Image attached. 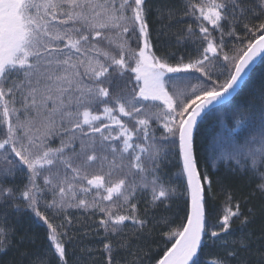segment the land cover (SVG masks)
Wrapping results in <instances>:
<instances>
[{"label": "snow or ice", "instance_id": "1", "mask_svg": "<svg viewBox=\"0 0 264 264\" xmlns=\"http://www.w3.org/2000/svg\"><path fill=\"white\" fill-rule=\"evenodd\" d=\"M258 63L264 0H0V256L264 264Z\"/></svg>", "mask_w": 264, "mask_h": 264}, {"label": "trees", "instance_id": "2", "mask_svg": "<svg viewBox=\"0 0 264 264\" xmlns=\"http://www.w3.org/2000/svg\"><path fill=\"white\" fill-rule=\"evenodd\" d=\"M261 83H264V64H259L256 66V70L254 73H252L251 80L249 83V88L245 89V92L241 94L240 97L237 98L238 101H243L248 98V95L250 93V89H257L261 85ZM221 115H211L208 117V119L203 123L202 130H201V136L199 137L200 143H210L211 139L218 131L219 128V121L221 119ZM231 123V122H230ZM247 189H245L246 191ZM259 222H257L256 227L258 228ZM29 226L27 223H25L24 228L27 229ZM34 233H38L40 237L42 238L44 235L43 228H34L32 229ZM162 242L157 240L152 243L153 248L155 249L153 251V256L155 258H159L162 255V251H160L158 245ZM170 246V245H169ZM19 259V251L17 249H12L8 252L7 255L0 256V264H14V261Z\"/></svg>", "mask_w": 264, "mask_h": 264}]
</instances>
